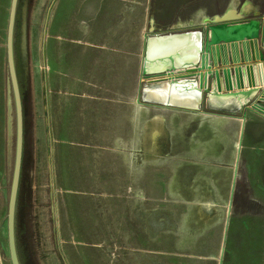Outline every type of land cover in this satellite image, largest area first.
Wrapping results in <instances>:
<instances>
[{
	"label": "rangeland",
	"instance_id": "374dc122",
	"mask_svg": "<svg viewBox=\"0 0 264 264\" xmlns=\"http://www.w3.org/2000/svg\"><path fill=\"white\" fill-rule=\"evenodd\" d=\"M12 1L0 0V264H12L8 211L17 144L7 60ZM225 1L239 10L251 2L264 25V0H203V9L189 0L194 10L190 21L204 23ZM25 2L20 0V11ZM48 7L49 0L28 2L26 62L21 16L16 25L17 72L25 110L16 213L21 264H147L150 249L163 245L180 249L169 253L177 255L175 259H216L224 248L223 264H249L250 260L264 264V230L257 232L251 248H244L239 244L244 232L235 226L246 207L255 208L246 196L249 184L242 159L232 225L227 231L224 228L240 138L231 128L188 122L181 109L146 96L139 99L145 108L138 113H129L125 103L121 107L101 104L98 128L79 130L72 128L74 123H57L65 100L60 106L57 99L55 106L48 104V98L57 95L50 90L45 57ZM257 17L255 13L245 16ZM121 82L98 84L125 91V81ZM52 111L56 115L51 123Z\"/></svg>",
	"mask_w": 264,
	"mask_h": 264
},
{
	"label": "crops",
	"instance_id": "0c3cea01",
	"mask_svg": "<svg viewBox=\"0 0 264 264\" xmlns=\"http://www.w3.org/2000/svg\"><path fill=\"white\" fill-rule=\"evenodd\" d=\"M190 1L193 5V0ZM198 2L203 9V0H195V7L199 8ZM221 6V10L216 14H223L229 8L236 7L226 1ZM47 9L50 20L45 57L48 62L50 90L57 92V95L48 98V104L55 106L57 99L60 106L61 100L64 99L62 106H65V110L63 113L59 111L57 123H74L72 128L79 130L99 127L98 106L101 104L114 107L113 104L119 103L121 107V103H125L129 113L140 112L145 108V105L139 102L146 94L143 88L145 79L159 77L161 70L167 66L160 62L164 54H155L153 46L180 39L182 45L177 48L183 61L179 62L178 66H183L185 54L189 53L184 52L185 47L190 44L185 37L192 34L196 39L205 34V23L190 21L194 10L190 9L189 0H49ZM249 20L251 19L245 17L241 19ZM244 53L247 59L252 56L246 46ZM188 58L186 60L190 61ZM216 69L229 70V66L222 65ZM251 78L253 80V73ZM196 79H180V92L169 89L171 93L175 91L178 95L198 96L199 103L195 108L160 103L181 109L182 117L187 118L188 122L200 120L207 123L209 128L213 124L222 129L231 128L238 133L240 138L236 146L238 151L228 206L231 217L233 194L241 166L239 161L242 159L245 180L249 184L246 196L253 200L251 204L255 208L246 207L241 214V223L235 226L244 232L240 246L251 248V241L255 239L257 232L264 230V114L248 105L241 107L246 101L240 98L230 99L227 104L213 105L206 93L192 91ZM116 80L121 85V81H125V91L114 92L104 83L98 84L100 81ZM20 89L22 91L21 85ZM222 91L226 93L228 90ZM52 112L48 115L49 122L55 120L53 115H56V112ZM163 217L164 215H161L160 220L163 221ZM230 222L227 210L225 231L231 227ZM226 237L224 235V239ZM222 249L224 256L225 249ZM177 250L180 251L164 245L157 248L154 246L149 251L147 264H223L219 256L216 259L202 256L175 259L177 255L169 253ZM168 256L172 259H167ZM248 263L252 264V260Z\"/></svg>",
	"mask_w": 264,
	"mask_h": 264
},
{
	"label": "water",
	"instance_id": "95a60500",
	"mask_svg": "<svg viewBox=\"0 0 264 264\" xmlns=\"http://www.w3.org/2000/svg\"><path fill=\"white\" fill-rule=\"evenodd\" d=\"M19 4L20 0L12 1L7 38V60L11 87L14 94L17 123L16 158L11 182L8 211L9 250L12 264H21L19 252L17 250L16 213L21 188L20 183L23 171V149L25 142L24 107L20 80L17 72L15 44ZM21 12V49H23L22 54L26 62L29 46L28 2H25L22 6ZM241 19H243V17ZM241 19L206 21L204 36L202 35V37L194 38L188 47H185L184 52L189 53L185 54V62H182L183 66H178L179 62L183 61L179 49L170 54L163 53L164 55L162 54L163 58H161L160 62L162 65L167 66L161 70L162 73L159 77L148 80L149 84L164 85L168 83V89H176V92H180V79L194 80L197 78L192 91L206 93L209 97V101L213 103V105L216 103L227 104V101L230 99L240 98L246 101L243 102L241 107L243 105H248L253 110L257 112L260 111L264 114V105H262V102H264V25L259 17L249 21H241ZM244 46L248 47L252 53V56L248 59L244 53ZM187 57H189L188 60L190 61L186 60ZM222 65L229 66V70L216 69ZM252 73L253 80L251 78ZM223 89L228 91L225 93L222 91ZM239 158L240 153L238 160Z\"/></svg>",
	"mask_w": 264,
	"mask_h": 264
},
{
	"label": "bare ground",
	"instance_id": "6f19581e",
	"mask_svg": "<svg viewBox=\"0 0 264 264\" xmlns=\"http://www.w3.org/2000/svg\"><path fill=\"white\" fill-rule=\"evenodd\" d=\"M255 13L257 15L259 13L258 9H256V6L253 5L251 2H246L242 4L241 9H237L236 7H231L228 10L225 11L223 14H214L209 17H205L203 22L205 23L206 21L209 20H236V19H241L242 17H245L246 15ZM187 38V39H186ZM194 35L189 34L187 37H185L186 41H192L194 40ZM176 42V43H175ZM171 41H166L165 44L159 45V46H153V50L155 54L162 55L163 53H173L178 50V46L182 45V41L180 39ZM167 84L164 85H151L149 84L147 91H146V99L150 101H158V102H167L171 103L172 105L176 106H192L195 108L198 105V96L194 95H178L173 91L167 89ZM194 88V87H193ZM182 88L179 87V90ZM176 90V89H175ZM232 210V209H231ZM231 212H230V207L228 206V217L230 218ZM229 220V219H228ZM228 220L226 221V225L228 224ZM220 260L223 258V249L220 250L219 254Z\"/></svg>",
	"mask_w": 264,
	"mask_h": 264
},
{
	"label": "flooded vegetation",
	"instance_id": "af4514ba",
	"mask_svg": "<svg viewBox=\"0 0 264 264\" xmlns=\"http://www.w3.org/2000/svg\"><path fill=\"white\" fill-rule=\"evenodd\" d=\"M25 1H27V0H25ZM30 0H28V2H29ZM21 12V11H20ZM22 13V12H21ZM17 250H18V252H19V259H21V258H23V256H21V254H22V250H21V246H20V244H19V240H18V236H17ZM20 263H21V260H20Z\"/></svg>",
	"mask_w": 264,
	"mask_h": 264
},
{
	"label": "trees",
	"instance_id": "16d2710c",
	"mask_svg": "<svg viewBox=\"0 0 264 264\" xmlns=\"http://www.w3.org/2000/svg\"><path fill=\"white\" fill-rule=\"evenodd\" d=\"M19 16H18V19H19V17L21 16V12H20V9H19ZM16 48H18V45H16ZM18 75H19V70H18ZM19 80H20V75H19ZM22 93H23V91H22Z\"/></svg>",
	"mask_w": 264,
	"mask_h": 264
}]
</instances>
